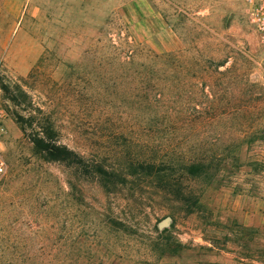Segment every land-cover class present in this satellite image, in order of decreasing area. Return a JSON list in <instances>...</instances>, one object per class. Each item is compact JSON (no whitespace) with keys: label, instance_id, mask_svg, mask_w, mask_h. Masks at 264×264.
<instances>
[{"label":"rangeland","instance_id":"1","mask_svg":"<svg viewBox=\"0 0 264 264\" xmlns=\"http://www.w3.org/2000/svg\"><path fill=\"white\" fill-rule=\"evenodd\" d=\"M243 1L0 0V264H264V59ZM47 124L114 174L44 160L26 135ZM141 162L159 165L118 180Z\"/></svg>","mask_w":264,"mask_h":264},{"label":"trees","instance_id":"2","mask_svg":"<svg viewBox=\"0 0 264 264\" xmlns=\"http://www.w3.org/2000/svg\"><path fill=\"white\" fill-rule=\"evenodd\" d=\"M150 59L152 60L151 68H157L159 70H167L168 66L170 65V57L172 53L169 52H162L161 54H156L152 51H149ZM175 63V62H174ZM177 65V64H175ZM178 67V65L176 66ZM17 121L22 125V131L26 134V126H32L33 119L29 118V125L24 126L26 121H23L21 117L17 119ZM24 123V124H23ZM29 127V128H30ZM32 145L34 146L35 150L39 153L44 155V160L57 162V163H64L66 165H72L80 170L83 175H93L99 180H105L106 177L112 176L114 172H107L102 164L94 163L91 165L89 169L87 160L80 154L76 153L75 151L69 149L65 145L60 144L58 139L57 131L49 124L45 127H36V129L32 130V133L26 135ZM159 164H163L170 169H180L182 172L191 175L193 177L199 178L204 175H209V170L211 169L210 165L206 166L199 161L194 159H187V160H173L168 159L165 161L158 162ZM155 162H141L135 164L129 163V168L124 169L125 171L119 172L118 170V180L121 178L123 181L126 179H132L137 175H145V176H152L154 173V169L157 168L156 166L159 165ZM214 175H210L208 177L209 183L212 182ZM164 188V187H163ZM166 192V191H165ZM170 193L174 194L175 198L180 199L182 194L180 190H172L169 191ZM11 262L7 264H27L26 260L27 257L22 254L13 255ZM67 256H64L60 261V264L67 263Z\"/></svg>","mask_w":264,"mask_h":264},{"label":"built area","instance_id":"3","mask_svg":"<svg viewBox=\"0 0 264 264\" xmlns=\"http://www.w3.org/2000/svg\"><path fill=\"white\" fill-rule=\"evenodd\" d=\"M243 8L245 18L251 27L264 59V0H244ZM4 135L5 130L0 125V180L6 174V163L1 148Z\"/></svg>","mask_w":264,"mask_h":264}]
</instances>
